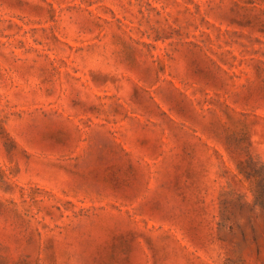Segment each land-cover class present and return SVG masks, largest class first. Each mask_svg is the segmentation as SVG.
Segmentation results:
<instances>
[{"label":"rangeland","instance_id":"1","mask_svg":"<svg viewBox=\"0 0 264 264\" xmlns=\"http://www.w3.org/2000/svg\"><path fill=\"white\" fill-rule=\"evenodd\" d=\"M0 264H264V0H0Z\"/></svg>","mask_w":264,"mask_h":264}]
</instances>
